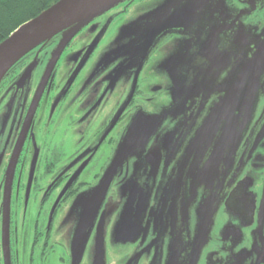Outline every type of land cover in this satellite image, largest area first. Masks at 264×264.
<instances>
[{
    "label": "flooded vegetation",
    "instance_id": "1",
    "mask_svg": "<svg viewBox=\"0 0 264 264\" xmlns=\"http://www.w3.org/2000/svg\"><path fill=\"white\" fill-rule=\"evenodd\" d=\"M144 1H126L121 12ZM209 1L212 20L247 23L255 16L251 0ZM93 27L68 42L49 72L48 54L59 39L41 50L22 87L13 86L15 78L32 61L0 84V264H93L101 218L103 247L105 230L115 223L141 232L139 242L147 243L143 264H165L166 247L170 254L179 251L169 264H192L197 251L203 258L216 253L214 248L225 259L234 257L230 249L241 248L243 258L264 264V38L243 52L249 69L245 107L254 100L249 115L237 93L221 117L214 108L236 62H225V39L236 37L233 28L220 30L209 55L188 65L183 93L176 94L172 71H159L167 87L151 86L157 49L147 62L127 69L112 96L111 71L106 83L91 64L96 50L84 54L98 31ZM171 107L173 115L117 170L101 208L84 227L87 201L81 196L98 186L126 144L133 120ZM213 114L216 125L205 127L203 143L194 144ZM78 198L85 201L80 216L65 215ZM226 215L253 239L238 242L234 233L222 234ZM211 229L220 238L203 252L214 240L205 235Z\"/></svg>",
    "mask_w": 264,
    "mask_h": 264
},
{
    "label": "rangeland",
    "instance_id": "2",
    "mask_svg": "<svg viewBox=\"0 0 264 264\" xmlns=\"http://www.w3.org/2000/svg\"><path fill=\"white\" fill-rule=\"evenodd\" d=\"M142 1L144 0H138L139 3ZM214 2L223 3L222 0H214ZM251 2L252 8L249 10L254 12L255 16L249 18L247 23H244L243 20L229 23L208 18V8L211 4L209 0H145L141 3L143 5L134 6L127 13L121 12V4L91 22L96 27L95 30L98 31L93 33L94 37L87 44L84 54L89 55L96 50L91 64L102 72L100 76L106 83L110 81L107 71H111L113 86L110 93L115 96L118 86L114 84L119 79L120 81L126 79L127 69L133 65L132 59L136 58L140 50L144 49L145 62H147L152 52L158 49V55L152 64L155 77L150 80L151 86L167 87L168 79L160 75L159 71L166 70L170 75L172 71L177 88L176 94H181L186 87L185 75L188 65L193 63L196 58L209 55L219 41L220 30L233 28L236 34V37L225 39V43L229 44L226 52L230 50L234 53H237L238 50L240 51L238 53L244 52V50L249 51V48L251 49L264 38V0H251ZM217 5L221 8L225 7L224 4ZM213 13L219 14L217 10H214ZM123 26L141 29L143 33L141 39L120 35L119 29ZM79 44L81 45V43ZM55 46L56 44L51 46L53 48L50 51ZM233 46L237 47L235 49L237 52L234 51ZM38 50L39 48L33 52L37 56L28 59L26 63L35 58L40 61L43 55L40 53L41 50L39 52ZM2 143L3 135L0 137V144ZM84 203V200L78 198L74 204L68 206L65 215H72L78 211L80 216L82 210L78 209L82 208ZM226 217L222 234L227 235V232L230 231L235 234V240L238 242H249L250 238L253 239L252 234L250 236V233L239 228L237 224L234 225L232 217L229 215ZM205 235L209 238L214 237V240L204 246L203 252L207 250L208 245L215 243L217 236L220 238V235L214 233L212 229L206 231ZM140 236L141 232L132 225L127 226L120 222L109 226L108 230H105L103 247L104 253L107 250V253L104 254L105 264L121 263V260L126 264L145 263V258H142V255L145 254L143 250L147 248V243L141 244L138 240ZM166 248H168V253L165 264H169L171 257L179 254V251L173 250L170 254L171 248ZM210 250L216 253L203 258L198 255L192 260V264H253L251 258L241 256L243 255L241 248L239 251L230 249L234 257L228 259L223 258L222 252L216 251V248Z\"/></svg>",
    "mask_w": 264,
    "mask_h": 264
},
{
    "label": "water",
    "instance_id": "3",
    "mask_svg": "<svg viewBox=\"0 0 264 264\" xmlns=\"http://www.w3.org/2000/svg\"><path fill=\"white\" fill-rule=\"evenodd\" d=\"M129 0H59L56 4L42 12L39 16L33 20L21 25L15 32H13L6 40L0 43V84L9 73V71L26 55L38 49V52L47 44L51 43L56 37L59 39L55 48L50 52L48 59L47 72L57 62L60 54L68 42L78 34L82 29L87 27L93 20L102 16L109 10L121 5ZM120 35L123 37H139L141 39L143 33L138 27L129 28L123 26L119 29ZM119 33V32H118ZM37 56V55H36ZM225 62H235L231 72L222 82L223 97L220 99V103L216 106L217 110H220L219 115L224 117L230 109L231 103L235 100L237 93H240L241 110L252 109L254 100L250 101V105L245 107L247 98L245 94H249L247 79L249 77V69L246 65V54L226 52ZM232 58L231 61H229ZM145 61L144 49L140 50L136 58L132 59L133 65H141ZM39 61L35 58L32 62L28 63L23 72L17 76L14 81V87L19 89L24 83L32 77V73L37 67ZM130 67V66H129ZM43 82L45 77H43ZM179 102V99L177 100ZM173 107L168 108L161 112L160 115L151 117H136L131 123L128 130V140L124 147L119 150V154L107 169L102 180L98 186L93 188L89 193L82 194V199L87 201V210H85V217L83 219V226H89L90 222L94 219L97 212L101 208L104 199L106 197L108 188L113 180L117 170L123 165L124 161L133 156L135 152L142 149L147 141L153 136L159 126L162 124L166 117L173 115ZM226 117L225 119H227ZM218 116L216 114L210 115L205 122L202 129H200V136L196 143H203V132L210 127L216 125ZM195 147V145H194ZM81 199V198H80ZM103 224L104 221L101 218L97 226L96 231V245L95 256L93 264H105L104 252H103ZM205 243V242H204ZM194 258L198 256L196 252ZM176 257L174 255L170 260ZM174 264V261L171 263Z\"/></svg>",
    "mask_w": 264,
    "mask_h": 264
},
{
    "label": "trees",
    "instance_id": "4",
    "mask_svg": "<svg viewBox=\"0 0 264 264\" xmlns=\"http://www.w3.org/2000/svg\"><path fill=\"white\" fill-rule=\"evenodd\" d=\"M59 0H0V43L21 25L33 20ZM56 37L53 39L55 40ZM52 40V41H53ZM50 45L47 44L46 46ZM44 46V47H46ZM34 51L21 59L6 75L1 85L16 76Z\"/></svg>",
    "mask_w": 264,
    "mask_h": 264
}]
</instances>
